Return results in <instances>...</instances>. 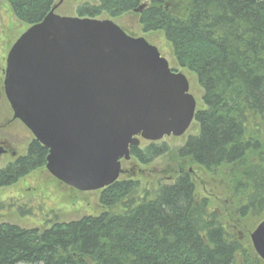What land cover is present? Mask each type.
<instances>
[{"label":"trees","instance_id":"16d2710c","mask_svg":"<svg viewBox=\"0 0 264 264\" xmlns=\"http://www.w3.org/2000/svg\"><path fill=\"white\" fill-rule=\"evenodd\" d=\"M4 1L28 26L42 21L55 2ZM142 4V30L162 32L177 64L194 73L202 89L203 106L194 115L198 133L177 150L178 158L207 173L224 170L239 213L262 216L264 0H97L76 12L79 17L114 18ZM168 149L165 143L150 142L143 148L130 146V155L145 165ZM46 153L33 140L24 158L0 172V187L10 185L17 174L43 167ZM191 173L179 171L153 195L144 189L141 197L138 181L117 180L100 191L99 203L122 204L120 214L102 212L43 230L0 224V264H264L219 222L207 199L195 198Z\"/></svg>","mask_w":264,"mask_h":264},{"label":"water","instance_id":"95a60500","mask_svg":"<svg viewBox=\"0 0 264 264\" xmlns=\"http://www.w3.org/2000/svg\"><path fill=\"white\" fill-rule=\"evenodd\" d=\"M57 6L10 47L4 93L47 149L51 176L81 192L102 190L118 180L140 139L183 135L196 102L185 75L143 37L110 19L60 16ZM250 241L264 261V220Z\"/></svg>","mask_w":264,"mask_h":264},{"label":"rangeland","instance_id":"374dc122","mask_svg":"<svg viewBox=\"0 0 264 264\" xmlns=\"http://www.w3.org/2000/svg\"><path fill=\"white\" fill-rule=\"evenodd\" d=\"M58 4L55 12L60 16H78L76 8L83 4H97V0H55ZM148 5V2H146ZM145 4V5H146ZM181 12L184 11L182 1L177 2ZM176 3H175V7ZM139 13L130 12L118 17H109L101 14L97 19H110L126 34L133 37H143L149 44L155 46L160 55L164 57L169 67L185 75L189 84V93L194 97L196 109L202 105V89L198 85L194 73L180 67L172 52L171 45L160 31L144 32L139 23ZM28 25L18 21L9 4L0 0V63L6 57L8 50L15 40L27 29ZM3 66V65H2ZM0 65V68L2 67ZM13 126V125H12ZM8 131L9 134H18L24 146L18 143V151L24 153L27 145L33 139L32 134L25 129L24 132L16 125ZM198 133V125L193 120L187 131L178 137L168 136L155 143H165L168 151L155 158L148 164L142 165L132 157L129 161H122V171L118 180L132 179L139 182L138 195L143 196L144 189H148L149 196L153 195L160 184L168 183L177 173L190 170L195 185V198L207 199L209 210L215 213L219 222L227 229L233 230L238 239H241L253 251L250 233L264 220L249 215L242 216L238 211L234 198L226 188L228 179L224 170L218 173H207L202 167L191 164L187 158H178L177 150L183 146L190 135ZM149 141L140 139L139 148H143ZM8 160V159H7ZM6 160L0 164L4 166ZM101 190L81 192L73 189L53 178L45 167H40L22 178L19 183L0 189V224L8 223L22 228H36L43 230L55 223L69 222L83 216H98L102 212L110 214L123 213L122 204L104 207L99 203ZM260 262H263L258 258Z\"/></svg>","mask_w":264,"mask_h":264},{"label":"flooded vegetation","instance_id":"af4514ba","mask_svg":"<svg viewBox=\"0 0 264 264\" xmlns=\"http://www.w3.org/2000/svg\"><path fill=\"white\" fill-rule=\"evenodd\" d=\"M2 66L0 68V164L2 163L3 160H6V163L4 166L0 168V172L6 170L7 168L13 166L15 163L19 161V159H22L26 156L28 147L30 143L34 140L31 139L29 144L27 145V148L25 152L22 154L18 151V143L24 146L23 140L19 138L18 134H9L8 131H11L13 129V126L16 125L19 127L23 132L25 129V125L23 122L14 117V113L12 109L10 108V105L6 99L5 93H4V71H5V66H6V57L3 59L2 63H0ZM13 125V126H12ZM28 130V129H27ZM191 136V135H190ZM189 136L187 137V139ZM186 139V140H187ZM47 150V149H46ZM47 154V153H46ZM8 159V160H7ZM36 170V169H34ZM31 170L30 172L34 171ZM29 172V173H30ZM23 173V172H21ZM29 173L26 175H15L13 179H11L12 183L10 185H14L16 183H19L22 178L27 176ZM6 185V186H10ZM6 186H2L1 188H4Z\"/></svg>","mask_w":264,"mask_h":264}]
</instances>
